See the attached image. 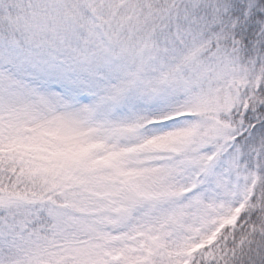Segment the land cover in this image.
Here are the masks:
<instances>
[{"label":"snow or ice","instance_id":"1","mask_svg":"<svg viewBox=\"0 0 264 264\" xmlns=\"http://www.w3.org/2000/svg\"><path fill=\"white\" fill-rule=\"evenodd\" d=\"M0 264H264V0H0Z\"/></svg>","mask_w":264,"mask_h":264}]
</instances>
